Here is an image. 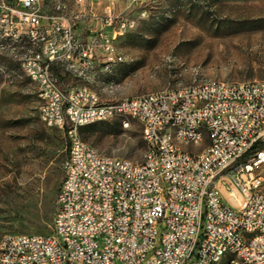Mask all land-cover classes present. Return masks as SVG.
<instances>
[{
    "label": "built area",
    "instance_id": "obj_1",
    "mask_svg": "<svg viewBox=\"0 0 264 264\" xmlns=\"http://www.w3.org/2000/svg\"><path fill=\"white\" fill-rule=\"evenodd\" d=\"M49 1L0 0V76L8 80L2 58L15 61L29 41L34 58L23 64L33 65L40 118L63 130L69 146L53 234L5 235L0 264H218L232 252L241 264H264V194L254 173L264 151L243 160L264 127V81L192 83L104 103L90 85L120 62L113 42L148 9L134 18L112 0L98 15L102 0H72L80 8L72 15L65 0H53L55 14L47 15ZM80 22L88 23L85 40ZM59 67L80 85L63 88ZM124 113L144 119V142L154 146L141 163L103 156L80 134ZM197 130L209 131L202 153L173 143L182 135L196 145Z\"/></svg>",
    "mask_w": 264,
    "mask_h": 264
},
{
    "label": "rangeland",
    "instance_id": "obj_2",
    "mask_svg": "<svg viewBox=\"0 0 264 264\" xmlns=\"http://www.w3.org/2000/svg\"><path fill=\"white\" fill-rule=\"evenodd\" d=\"M65 1L70 14H79L72 0ZM111 3L102 0L96 6L98 15ZM141 8L148 9L149 16L113 42L121 61L107 73L98 72L97 83L90 85L102 102L205 80L264 81V0H152L131 6L129 0L116 2L117 12L134 18ZM46 14H55L53 0ZM76 31L85 36L88 24L78 23ZM2 64L10 68L2 72L8 74L7 81L0 76V241L7 234L50 236L68 140L63 130L42 122L36 86L17 62L2 58ZM54 72L66 88L81 83L64 67ZM124 119L96 123L84 132V141L103 156L141 163L147 151L143 125ZM260 140L264 143V127ZM207 144L205 140L199 147H184L197 153ZM254 173L262 179L264 194V163Z\"/></svg>",
    "mask_w": 264,
    "mask_h": 264
},
{
    "label": "bare ground",
    "instance_id": "obj_3",
    "mask_svg": "<svg viewBox=\"0 0 264 264\" xmlns=\"http://www.w3.org/2000/svg\"><path fill=\"white\" fill-rule=\"evenodd\" d=\"M21 48H24V49H23V51H21L19 53V55H15V61L17 62L18 66L24 71V74L26 73V75L30 78V80H32L33 65H25V67H24L23 63H27V62H29V60L31 58H34V49L31 48V44H29V41H21ZM119 60L121 61V58H119ZM9 66L10 65H8V67H7V65L2 64V72H5L6 70H8V68H10ZM107 72H109V71H102V73H107ZM11 75H13V74H11ZM11 75L9 74V76H11ZM94 82H96V81H92V84ZM217 83H218V81H216V80H205V81H202L199 83H194V84L196 86H198V88H207L211 84H217ZM225 83H228V82H225ZM33 84L36 86V83H33ZM93 92H96V91L93 90ZM117 101L128 102V98L122 99V100H115V101L113 100L112 102H109V103H115ZM41 102H42V99H41ZM41 111H42V105L40 108V115H41ZM114 118H117V117H112V119H114ZM124 118L137 119V120H139V122L144 127V119H138L136 114L124 113ZM128 126H129V124H128ZM205 140H207L209 143V131L197 130L196 145H194V146H197V147L201 146ZM173 143L177 146H184L185 145V138L182 135H175V136H173ZM200 153H202V151L197 152V153L188 151V155H198ZM146 154H154V146H147ZM1 253H2V245H1V241H0V255H1ZM218 264H241L240 252L226 253V257L223 259H219Z\"/></svg>",
    "mask_w": 264,
    "mask_h": 264
},
{
    "label": "trees",
    "instance_id": "obj_4",
    "mask_svg": "<svg viewBox=\"0 0 264 264\" xmlns=\"http://www.w3.org/2000/svg\"><path fill=\"white\" fill-rule=\"evenodd\" d=\"M96 124V123H95ZM95 124H91V125H88V126H85V127H82L81 129H80V134H81V136H82V138H83V134H84V132L87 130V129H90V128H93L94 126H95ZM83 140H84V138H83ZM69 148V146H68V144H67V155H68V149ZM263 149H264V143H263V141L262 140H258L253 146H252V148L250 149V151L248 152V154L244 157V159L243 160H246L249 156H251V155H253V154H255V153H257V152H259V151H263ZM59 192V191H58ZM58 195V194H57Z\"/></svg>",
    "mask_w": 264,
    "mask_h": 264
},
{
    "label": "crops",
    "instance_id": "obj_5",
    "mask_svg": "<svg viewBox=\"0 0 264 264\" xmlns=\"http://www.w3.org/2000/svg\"><path fill=\"white\" fill-rule=\"evenodd\" d=\"M88 24V23H87ZM92 25H97V21L95 22V21H93L92 22ZM77 32V34L79 35V37H80V39H82V40H85V39H87V35H88V32H86V35L84 36V35H82L80 32H78V31H76ZM62 84V86H63V88H66V87H64V84L65 83H61ZM66 89H68V88H66Z\"/></svg>",
    "mask_w": 264,
    "mask_h": 264
}]
</instances>
